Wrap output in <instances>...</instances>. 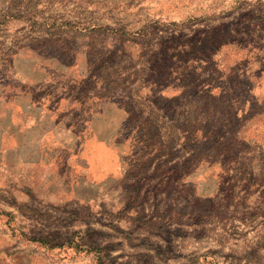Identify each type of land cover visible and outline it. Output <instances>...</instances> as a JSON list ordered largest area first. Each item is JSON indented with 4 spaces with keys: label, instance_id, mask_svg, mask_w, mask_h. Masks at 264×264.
I'll return each mask as SVG.
<instances>
[{
    "label": "rangeland",
    "instance_id": "obj_1",
    "mask_svg": "<svg viewBox=\"0 0 264 264\" xmlns=\"http://www.w3.org/2000/svg\"><path fill=\"white\" fill-rule=\"evenodd\" d=\"M0 264H264V0H0Z\"/></svg>",
    "mask_w": 264,
    "mask_h": 264
}]
</instances>
